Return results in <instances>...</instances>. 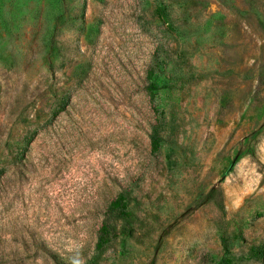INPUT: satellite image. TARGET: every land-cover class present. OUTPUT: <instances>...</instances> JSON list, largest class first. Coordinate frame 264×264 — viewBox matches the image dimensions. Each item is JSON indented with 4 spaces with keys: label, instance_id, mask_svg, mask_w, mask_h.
<instances>
[{
    "label": "rangeland",
    "instance_id": "1",
    "mask_svg": "<svg viewBox=\"0 0 264 264\" xmlns=\"http://www.w3.org/2000/svg\"><path fill=\"white\" fill-rule=\"evenodd\" d=\"M24 144L1 264L29 263L22 236L94 264H259L264 0H0V166ZM122 191L134 230L100 254Z\"/></svg>",
    "mask_w": 264,
    "mask_h": 264
},
{
    "label": "trees",
    "instance_id": "2",
    "mask_svg": "<svg viewBox=\"0 0 264 264\" xmlns=\"http://www.w3.org/2000/svg\"><path fill=\"white\" fill-rule=\"evenodd\" d=\"M154 86L156 85L153 84V87ZM161 140L162 138L158 127L153 126L150 133V145L154 150H157L160 147ZM24 145L23 148H18L17 150L14 147V150H12L10 154L9 162L0 166V182L4 180L10 169L15 170L16 172V169L18 170L21 168L27 152V144ZM20 171L21 170H19V172ZM8 196L9 190L7 187L0 188V264L1 259L4 256L3 247L7 242L5 235L8 233L11 221L8 213ZM127 205L128 202L124 197L123 191L114 196L108 197L105 211L102 214V220L96 231V248L100 250V254L103 253V250H106L108 245L111 246L120 235L125 234L131 236L134 228H131L130 223H128L130 222L129 216L131 215V212L127 209ZM17 240H19L28 250H31L30 248L32 246L36 247L35 253H28L26 255V260L29 262L28 264H37L40 259H43L45 264H94L95 257H98L97 255H94L87 257L83 261H77L76 259L66 257V252L62 253L52 247L50 248L40 237L22 236L18 237ZM250 251L256 262L264 264V246L254 245ZM222 262H224V264H234L232 258H224Z\"/></svg>",
    "mask_w": 264,
    "mask_h": 264
}]
</instances>
